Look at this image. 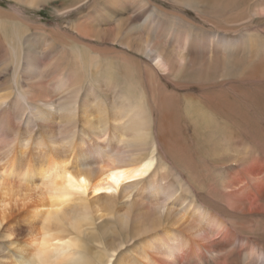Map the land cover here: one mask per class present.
Masks as SVG:
<instances>
[{"label":"bare ground","instance_id":"bare-ground-1","mask_svg":"<svg viewBox=\"0 0 264 264\" xmlns=\"http://www.w3.org/2000/svg\"><path fill=\"white\" fill-rule=\"evenodd\" d=\"M21 1L40 7L54 0ZM144 2L70 0L62 9L55 8L64 12L88 6L68 33L75 30L86 37L123 43L136 48L137 58L73 35L71 41L55 28L25 23L0 9V56L13 59L16 85L21 49L14 41H22L24 28L50 38L53 46L62 49V61L69 62L63 67L67 63L60 61L50 72L64 99L57 106L38 101L51 107L44 109L30 100L23 107L24 96L9 100L0 95V236L14 235L13 264H264V149L256 152L249 137L233 127L219 99L190 96L185 115L180 106L177 118L175 103L164 102L161 91L156 95L155 74L177 79L186 69L182 49L187 44L168 46L174 28L162 42L151 40V14L128 29L127 22L137 20L126 16L134 6L143 9ZM197 2L217 10L219 27L225 25L227 12L226 22L264 15V4L252 8L247 6L250 0ZM108 9L121 12L117 26L116 16L107 18ZM235 10L244 17L237 19L242 14L238 13L233 18ZM223 43L217 44L222 50ZM173 51L179 52L178 69ZM251 56L250 60L257 57L254 52ZM137 62L142 69H137ZM141 77L152 84L154 106L171 109L161 116L173 119L172 133L182 137L183 118L192 125L193 145L187 151L179 137L170 153L180 175L174 170L170 174L158 153L159 142L165 139L152 131V111ZM85 89L99 91L103 99L93 103L84 98ZM23 122L31 129L26 137L16 133ZM157 128L163 127L158 123ZM194 153L202 157L204 168L194 161ZM34 156L43 162L36 183L33 176L26 178L27 168H22ZM97 219L104 221L97 224ZM21 221L39 226H31L21 239L25 232ZM117 231L130 234L125 240L106 241L109 235L115 239Z\"/></svg>","mask_w":264,"mask_h":264},{"label":"rangeland","instance_id":"rangeland-1","mask_svg":"<svg viewBox=\"0 0 264 264\" xmlns=\"http://www.w3.org/2000/svg\"><path fill=\"white\" fill-rule=\"evenodd\" d=\"M69 3L70 0H54L50 4H43L40 7H30L26 6L24 1L21 0H0V9L13 14L25 23H30L31 25L46 24L48 27L55 28L61 33L68 35L71 41L75 40V38L71 37L73 35L77 40L90 43L98 48H114L134 58L140 56L136 48L124 45L123 43L96 37H86L76 33L75 30H71L72 34L68 33L71 27L70 24L79 17L78 14H82L88 9V6L83 5L64 12H57L55 10V8L62 9L64 5H68ZM261 4H264V0H250L247 6L255 8V6ZM127 10L130 12L129 8ZM107 11L110 13L107 16L108 19L114 15L116 17L113 20H118L121 14L119 11L113 13L110 9ZM133 11V13L131 11L126 17L131 16L133 21L135 19L137 21L134 23L131 21L130 23L132 24L127 22L128 29H131L134 25L141 24L143 19L148 14H151L152 24L148 31L151 40L157 38L158 42H162L165 40L164 34L174 28V32L169 34L168 46L173 47L179 41L187 44V47L182 49L183 56L187 58L186 69L183 73L181 72L179 78L176 79L167 75H154L158 80L155 88L157 87L159 89V93L156 95H159L161 91L163 96H159L162 97L164 102L175 103L176 117L178 118L181 114H178L180 106L183 108L185 115L184 105L188 106L187 99L190 96L194 98L195 96H202L201 98H205V101H209L210 97V99L217 98L224 103L223 106H226L228 113L225 115V118L232 120L231 124L233 127L249 137V141L256 152L263 151L264 15H258L256 17L249 16L248 18L245 17L240 20H235L234 17L239 13L235 10L231 14L234 19H230L231 22H226L230 15L227 12L224 13L226 20L223 23L225 25L219 27L216 24L218 17L215 12L217 10L213 11L211 7H206L204 2H197V0H145L143 9L139 10L138 6H134ZM239 14L241 15L237 19L244 17L243 12ZM120 21L121 19L119 18L115 26ZM125 31L129 30L125 29ZM20 36L23 38L22 41H14L15 46L21 49V69L18 83L16 85L13 81V76L15 75L13 59L0 56V95L7 96L9 100L13 98L17 99L18 94L24 96L27 101H21L23 107L31 103L30 100H36V103L38 101H47V103L50 102L57 106L64 99L59 94L61 87L58 81L54 80V74L50 72L52 67L60 61L61 63H67H63L61 66H67L69 63L68 60L62 61V49L58 46H53L50 43V38V40L40 38V35L35 29L24 28ZM219 41L224 42L225 49L222 50L219 45L217 46V44L221 43ZM158 42L156 43L162 44ZM253 52L257 57L250 60ZM178 56L179 52L173 51L171 58L175 60L174 63L177 69L180 67L179 61L176 60ZM134 64L135 66L137 65V69L143 68L140 62ZM143 71L141 72L142 74H144ZM215 71H218L217 75L214 74ZM210 73L211 75H209ZM205 75L209 76H207L208 79ZM140 76L143 77L141 74ZM142 77L141 80L144 85L142 89H145L143 92H145L148 104L146 106L152 111V131L154 135H162L161 137L165 139H163L164 141L160 140L158 153H160L161 159L168 165L170 174L174 170L175 174L180 175L181 170L174 164L173 157L170 153H173V147L175 148L176 144H179V137L183 140L181 143L185 145L187 151L189 150V146L193 145L192 125L183 118L182 137L179 136L180 133H172L171 131L174 126L173 119L161 116L164 110L171 109L165 108L159 110L157 106H154L155 103L151 99L153 95L152 84L149 85L147 78L143 80ZM110 90L119 92L117 87H112ZM173 94L174 96L171 97ZM84 98H89L93 103L103 99L99 91L96 93L89 89H85ZM117 99L115 98L116 101H119ZM38 104L44 109L51 108L46 103ZM158 123L161 125V128L163 127L161 131H159L160 127L157 128ZM21 125L16 133L24 135L20 137L30 135L31 129L26 128L24 122ZM193 159L200 165L201 169L204 168L201 156L194 153ZM42 164V160L37 156H34L28 163H24L22 168H27L26 178L29 177V180H31L30 178L33 176L35 179L34 182H39L40 175L36 172L41 168ZM183 178H187L186 182L189 181L186 175ZM196 189L194 188L195 191ZM21 194H24V192H21ZM200 199L202 201L205 200V195H201ZM218 207L220 206L218 205ZM101 221L103 222L104 219L96 220L97 224ZM21 224L24 225L25 229L24 235L20 237L21 239L27 237L31 226H39V223L22 222ZM8 225H13V222L11 221ZM128 235L124 231H117L114 236L115 239L109 235L106 237V241L112 240L111 242H114V240H125ZM11 241H15L14 235L13 238L0 236V264H13L11 261L16 255Z\"/></svg>","mask_w":264,"mask_h":264}]
</instances>
